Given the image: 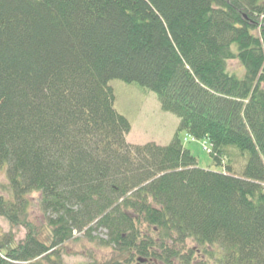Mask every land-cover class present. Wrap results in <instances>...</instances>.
Segmentation results:
<instances>
[{"label":"trees","instance_id":"16d2710c","mask_svg":"<svg viewBox=\"0 0 264 264\" xmlns=\"http://www.w3.org/2000/svg\"><path fill=\"white\" fill-rule=\"evenodd\" d=\"M113 80L180 120L168 146L127 142ZM183 133L223 171L199 168ZM2 170L0 218L27 233H0V264L56 262L85 230H107L126 261L264 264V0H0ZM189 239L203 249L187 258Z\"/></svg>","mask_w":264,"mask_h":264},{"label":"rangeland","instance_id":"374dc122","mask_svg":"<svg viewBox=\"0 0 264 264\" xmlns=\"http://www.w3.org/2000/svg\"><path fill=\"white\" fill-rule=\"evenodd\" d=\"M229 73L242 76L244 69L238 60L229 62ZM111 88L115 94V109L124 116L127 121L130 122L132 130L127 136V142L131 145L142 146L149 142L155 143L159 146H168L174 135L177 132L180 120L176 116L170 113L162 111L157 96L149 90L140 87L137 84H128L120 80H113L110 82ZM186 150H189L198 162V167L202 170H210L214 172H222L223 168L217 166L212 156L205 150L212 151L211 144L207 140L193 141L191 137L183 133L181 139ZM205 148V149H204ZM234 152H228V157H225L226 166L232 168V172L236 175H242V172L247 164L248 158L243 156L236 148H229ZM6 172L0 171V188L2 184H7ZM1 192V191H0ZM1 195L5 196L6 193L1 192ZM38 194H34L32 198V208L30 209L31 221L38 227L42 228V213L40 212L38 205ZM147 234V232H153V230H141ZM47 232V230H46ZM45 231L41 236V241L48 242V234ZM0 233L2 235L12 234L14 235L15 243L13 246H17L22 243L26 238V230L23 228H13L10 223L3 218H0ZM91 234L92 237H89ZM148 236L151 239L157 240V236L150 234ZM108 231L107 230H93L89 232L85 230L83 232H75L73 238L70 239L68 244L63 246L60 250V259L57 261H47L44 264H112L119 261L123 264H139V255H135L131 261H126V253H118L115 248L108 244ZM193 239L186 241L184 245H179L178 250L180 255H184L188 258L189 252H196L199 248ZM190 261L192 264H202L200 254L191 255ZM125 260V261H124ZM152 261V260H151ZM152 264V263H150ZM154 264H156L154 262ZM160 264V263H159ZM175 264H181L178 259Z\"/></svg>","mask_w":264,"mask_h":264},{"label":"water","instance_id":"95a60500","mask_svg":"<svg viewBox=\"0 0 264 264\" xmlns=\"http://www.w3.org/2000/svg\"><path fill=\"white\" fill-rule=\"evenodd\" d=\"M139 262H140L141 264H143V263H145V260L140 259Z\"/></svg>","mask_w":264,"mask_h":264}]
</instances>
